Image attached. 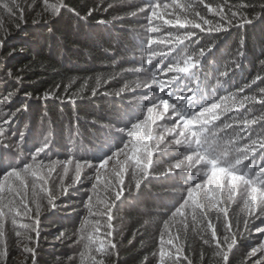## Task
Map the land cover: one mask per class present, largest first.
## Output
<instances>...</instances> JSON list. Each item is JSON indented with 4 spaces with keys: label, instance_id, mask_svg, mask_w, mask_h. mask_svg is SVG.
<instances>
[{
    "label": "trees",
    "instance_id": "1",
    "mask_svg": "<svg viewBox=\"0 0 264 264\" xmlns=\"http://www.w3.org/2000/svg\"><path fill=\"white\" fill-rule=\"evenodd\" d=\"M7 2L11 3V0ZM17 2L25 9L24 20L13 18L4 9H0V99L9 92H16L11 102L0 108L8 112L26 106V110L19 112L11 123V135L7 141L10 146L0 144V177L10 164L22 167L25 158L30 160L29 153L35 151L49 129L52 132L50 150L41 154L45 160H64L74 151L82 158L98 162L110 154L115 143H121L117 137L125 141L128 139L126 134L110 130L106 125L123 127L128 123L130 126L137 117L142 118L146 113V109L138 107L134 97L148 91L147 89L115 95V91L126 82L131 83L144 75L124 71L139 67L147 57V52L142 53L140 50L141 42L146 46L149 35L146 33L147 20L143 13L129 15L133 11L132 6L141 3V0H65L69 8L76 9L86 19H80L68 8L61 9L57 15L46 12L43 0H35V3L34 0ZM230 2L234 5L241 0ZM246 2L255 5L254 9L244 10L253 20L252 24L229 27L228 31L222 33L207 34L195 30L201 37L215 38V47L206 55L203 68L199 70L201 78L208 83L209 96L216 87L217 79L224 83L216 87V94L225 95L250 82L258 71L264 75L259 63L264 59V8L260 7L264 0ZM49 3L55 4L56 0H49ZM109 4L112 6L108 7ZM93 8L96 10L89 16L88 11ZM203 11L207 14L206 9ZM209 18L219 19L212 16ZM100 20L108 22L101 24L98 23ZM157 23L163 25V21ZM169 30L175 31L168 26L162 28L164 32ZM159 47L163 48L162 45ZM195 47L197 46L193 45ZM167 62L164 61V64ZM237 64L240 66L237 67ZM226 70L228 75L221 76ZM97 77L101 78L102 83L97 88L98 94L93 96L92 89L96 87ZM258 86L264 87V84L257 81L238 95L259 97L262 94ZM45 92H52L54 95L44 99ZM69 96L73 99L69 100ZM239 114L259 116L264 114V107L255 102L246 103L244 109H239ZM229 115L235 116L237 113L234 111ZM252 127L256 132H264L260 123ZM20 132L25 133L23 141H20ZM18 142L23 155L16 147ZM165 167L166 165L161 164L155 172H163ZM73 169L65 177V185L71 184ZM61 175L63 169L58 168L53 173L56 179L50 184L51 190L56 194V206L48 205L46 199L40 201L41 234L37 243L30 245L36 249L38 264H81L80 253L84 251V242L79 241L78 229L88 216L85 204L89 196H92L93 203L103 210V204L99 203L97 196L99 200L107 201L112 195L103 190V182L97 192L93 193L91 184L95 179L94 169L86 168L82 174V182L68 187L66 193L59 186L58 177ZM188 176L187 172L179 170L165 175H151L138 190L129 170L125 178L124 196L121 201L115 202L116 206L112 210V223L116 231L111 239H114L118 248L113 254L103 257L104 264H157L164 221L168 220L175 207L182 202L181 197L186 196L188 185L181 177ZM200 179L201 177L192 176L194 182H200ZM32 207L35 215V205ZM228 209L233 232L238 239L230 260L231 264H241L246 253L264 240V234L257 231V228L264 227V217L252 218L245 228L243 219L247 211L242 201L237 198V202L229 205ZM209 215L216 225L218 235L222 237L225 234L223 214H219L217 219L218 212L213 209ZM89 219L100 221L101 227L97 235L101 240L106 239L108 229L103 226L107 221L106 216H92ZM184 219L177 216L174 222H170L165 239L168 232L176 235L179 231L180 244L193 264H217L215 244L206 245L202 239L205 235L209 239L211 237L210 231L201 232V227H207V221L193 228L191 216H188L189 227L185 232L181 223ZM6 231L8 255L0 264H32L30 254L23 253L22 245H18L10 222ZM60 233H64V236L60 237ZM31 235L35 239V234ZM153 253L157 255L154 256ZM69 257L72 259L69 260ZM183 264H187V261Z\"/></svg>",
    "mask_w": 264,
    "mask_h": 264
},
{
    "label": "snow or ice",
    "instance_id": "2",
    "mask_svg": "<svg viewBox=\"0 0 264 264\" xmlns=\"http://www.w3.org/2000/svg\"><path fill=\"white\" fill-rule=\"evenodd\" d=\"M43 7L44 11H50L53 15L60 14L61 9L68 8L80 19H86L80 16L76 9L69 8L65 0H56L55 4L43 0ZM260 7L264 8V2ZM132 8L133 11L129 15L143 13L147 20L146 33L149 35L146 46L144 42L140 45L141 52H147V57L139 67L124 71L144 75L131 83L126 82L115 91V95L120 96L126 91L135 92L136 89H147L148 91L138 93L134 97L138 107L146 109V113L142 118L137 117L130 126L128 123L123 127L106 125L110 130L126 134L128 139L125 141L117 137L121 143H115L110 154L98 162L82 158L74 151L64 160H45L41 154H46V150H50L52 132L49 129L40 145L34 152L29 153L30 160L25 158L22 167L11 164L8 166L0 177V261L6 260L8 255L6 229L10 222L15 230L18 245H22L23 253L30 254L32 264H38L36 249L30 245L37 243L41 234L40 201L46 199L48 205L56 206V194L51 190L50 184L56 179L53 173H56L58 168L63 169V175L58 178L60 189L64 193L68 187L81 183L84 170L89 168L95 171V179L91 184L93 193L97 192L100 183L103 182V190L112 194L107 201L99 200L97 196L99 203L103 204V210L93 203L92 196H89L85 204L88 216L78 229L79 241L84 242V251L80 253L81 264H104L103 257L117 250V243L111 239L116 231L112 223L114 219L112 210L116 206L115 202L121 201L124 196L125 178L129 170L138 190L143 181L151 175H165L174 170L189 174L188 177H181L188 185L186 196L181 197L182 202L175 207L168 220L164 221L157 264H183L184 261L193 264L185 254V248L180 244L179 231L176 235L168 232L165 239L170 222H174L177 216L185 218L181 221L185 232L189 227L188 216H191L193 228L207 221V227H201V232L210 231L211 237L209 239L205 235L202 239L206 245L215 244L217 264H231L230 255H234L233 249L238 243L228 206L237 202V198L242 201L247 211L243 219L245 228L252 218L264 217V132H256L252 127L260 123L261 128H264V123H261L264 121V114L259 116L239 114V109H244L246 103L255 102L264 107V87L258 86L262 94L259 97L238 95L257 81L264 84V75L258 71L250 82L225 95L216 94V87L224 83L217 79L211 96L208 93L207 81L199 75L204 58L215 47V38L201 37L198 32L222 33L228 31L229 27L252 24L253 20L244 10L254 9L255 5L246 0L234 5L230 0H223L222 3L220 0H141V3L133 5ZM0 9H4L9 16L18 20L25 18V9L17 0H11V3L0 0ZM203 9L207 10V14ZM95 10L90 9L88 15L91 16ZM210 16L219 19L213 20L209 18ZM158 21H163V25L157 23ZM107 22L98 21L101 24ZM163 26L175 31L164 32ZM205 40L208 42L202 43ZM161 45L163 48L159 47ZM193 45L197 47L193 48ZM240 55L242 56L243 52ZM164 61H168L166 65ZM259 63L264 70V59ZM239 66L237 64V67ZM9 75L11 76V73ZM227 75V70L221 73V76ZM101 83V78L97 77L96 87L92 89L93 96L98 94L97 88ZM67 90L66 87L65 92ZM15 95L16 92H9L3 96L0 99V106L10 103ZM53 95L52 92H45L43 98L49 99ZM68 99L72 100L73 97L69 96ZM24 110L26 106L8 112L0 108V144L4 147L10 146L7 141L11 135L12 121ZM234 111L237 115L230 116L229 113ZM19 138L23 141L25 133L20 132ZM16 147L23 155L19 142ZM157 153L163 155L158 156ZM161 164L166 165L165 171L156 173L155 169ZM70 169H73L72 181L71 184L65 185V177ZM193 175L201 177L200 182H194ZM213 209L218 212L217 219L219 214H223L225 234L222 237L218 235L216 225L209 215ZM92 216H106L107 221L103 225L108 229L105 233L106 239L101 240L97 235L101 224L100 221L90 220L89 217ZM257 231L264 234V227L257 228ZM32 233L35 234V239ZM63 236L64 233H60V237ZM71 259L72 257H69V260ZM241 264H264V240L246 253Z\"/></svg>",
    "mask_w": 264,
    "mask_h": 264
},
{
    "label": "rangeland",
    "instance_id": "3",
    "mask_svg": "<svg viewBox=\"0 0 264 264\" xmlns=\"http://www.w3.org/2000/svg\"><path fill=\"white\" fill-rule=\"evenodd\" d=\"M109 166H111V165H109Z\"/></svg>",
    "mask_w": 264,
    "mask_h": 264
}]
</instances>
